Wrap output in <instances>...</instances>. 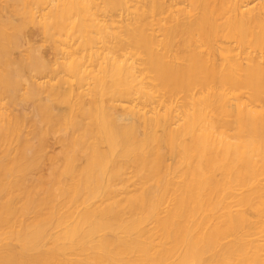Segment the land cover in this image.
<instances>
[{
    "label": "bare ground",
    "instance_id": "obj_1",
    "mask_svg": "<svg viewBox=\"0 0 264 264\" xmlns=\"http://www.w3.org/2000/svg\"><path fill=\"white\" fill-rule=\"evenodd\" d=\"M0 264H264V0H0Z\"/></svg>",
    "mask_w": 264,
    "mask_h": 264
},
{
    "label": "rangeland",
    "instance_id": "obj_2",
    "mask_svg": "<svg viewBox=\"0 0 264 264\" xmlns=\"http://www.w3.org/2000/svg\"><path fill=\"white\" fill-rule=\"evenodd\" d=\"M49 150H50V148H49ZM50 154H54V152L51 150V152H50ZM48 164H49V162L48 161H45L42 165H43V167H45V169H44V175H47V173H48V171H49V169L47 168L48 167Z\"/></svg>",
    "mask_w": 264,
    "mask_h": 264
}]
</instances>
